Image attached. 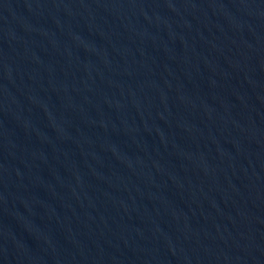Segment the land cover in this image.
<instances>
[{
	"label": "water",
	"instance_id": "obj_1",
	"mask_svg": "<svg viewBox=\"0 0 264 264\" xmlns=\"http://www.w3.org/2000/svg\"><path fill=\"white\" fill-rule=\"evenodd\" d=\"M0 264H264V0H0Z\"/></svg>",
	"mask_w": 264,
	"mask_h": 264
}]
</instances>
